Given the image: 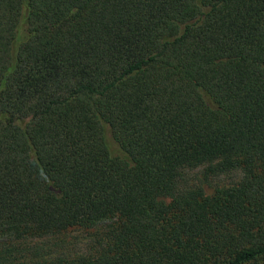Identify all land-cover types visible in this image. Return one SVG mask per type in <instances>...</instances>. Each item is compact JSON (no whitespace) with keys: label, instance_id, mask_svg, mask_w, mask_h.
Listing matches in <instances>:
<instances>
[{"label":"trees","instance_id":"trees-1","mask_svg":"<svg viewBox=\"0 0 264 264\" xmlns=\"http://www.w3.org/2000/svg\"><path fill=\"white\" fill-rule=\"evenodd\" d=\"M0 264H264V0H0Z\"/></svg>","mask_w":264,"mask_h":264},{"label":"rangeland","instance_id":"rangeland-1","mask_svg":"<svg viewBox=\"0 0 264 264\" xmlns=\"http://www.w3.org/2000/svg\"><path fill=\"white\" fill-rule=\"evenodd\" d=\"M188 177L191 182L199 183V169L195 168L188 172ZM239 174L237 172H227L221 173L219 175L208 176L205 180H200L205 192H210L214 186L227 185L238 178ZM63 240L68 246L73 247L74 250H81L86 244L88 238L82 231L71 230L64 236Z\"/></svg>","mask_w":264,"mask_h":264}]
</instances>
